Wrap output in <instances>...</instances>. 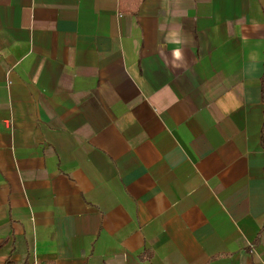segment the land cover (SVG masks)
Here are the masks:
<instances>
[{"label":"crops","instance_id":"1","mask_svg":"<svg viewBox=\"0 0 264 264\" xmlns=\"http://www.w3.org/2000/svg\"><path fill=\"white\" fill-rule=\"evenodd\" d=\"M122 2L0 0V264H264V0Z\"/></svg>","mask_w":264,"mask_h":264},{"label":"trees","instance_id":"2","mask_svg":"<svg viewBox=\"0 0 264 264\" xmlns=\"http://www.w3.org/2000/svg\"><path fill=\"white\" fill-rule=\"evenodd\" d=\"M125 3H130L129 8L125 6ZM137 6H138V0H123L122 2V10L124 12L134 13L137 9ZM47 264H52V263H47Z\"/></svg>","mask_w":264,"mask_h":264},{"label":"clouds","instance_id":"3","mask_svg":"<svg viewBox=\"0 0 264 264\" xmlns=\"http://www.w3.org/2000/svg\"><path fill=\"white\" fill-rule=\"evenodd\" d=\"M176 54H177V56H179V51L178 50H177V53Z\"/></svg>","mask_w":264,"mask_h":264}]
</instances>
